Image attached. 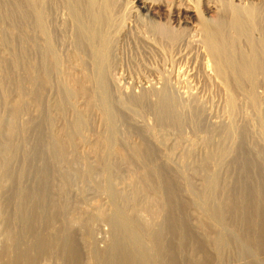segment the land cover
I'll return each mask as SVG.
<instances>
[{
	"label": "bare ground",
	"instance_id": "6f19581e",
	"mask_svg": "<svg viewBox=\"0 0 264 264\" xmlns=\"http://www.w3.org/2000/svg\"><path fill=\"white\" fill-rule=\"evenodd\" d=\"M119 1L124 3L125 8L128 7V13L125 11L127 14H123V18L127 20L129 27L133 28L132 33L135 37L133 39L139 41L140 44L147 47L169 48L175 51L178 57L183 58H190L194 49L198 53L200 63H202L204 69L209 74L212 73L221 78L222 81L228 84L230 89H238L243 81H248L253 85L260 75L263 78L264 59L258 58L262 54L260 50L264 49L263 41L257 43V46L254 45L260 53L254 50L255 52L242 55L236 61L232 58V54L238 37L244 35L250 40V36L255 31L264 32V0ZM108 3L107 0H22V3L18 6V13L21 14L20 18L23 22L22 25H19L20 50L13 55L0 56V236L4 237L3 248L0 252V264H4V261L6 264H13V262L5 260V257L13 249L15 253L17 252V257L28 255L27 259L28 261L30 259L31 263L36 259L34 252H37V250L41 254V252L48 253L53 248L60 247L62 250L60 248L59 250L66 252L68 257L73 256L75 251V228L85 229L88 234H91L94 222L106 223V225L112 226L111 238L108 241L109 248H115L118 255L113 259L107 257L104 260L101 258L98 260V264H134L133 262L136 260H139L140 264H146L147 261L140 259L139 254L150 255V259L154 263L167 260L168 264L170 254L180 251L183 246L176 244L175 248L169 250L167 243L161 241V235L164 233H162L163 226L167 225L165 224L167 222L170 227L169 230L175 233L179 229L182 230L184 219L181 215L178 214L179 216H177L175 214L173 210L175 206L172 203L171 205L174 207L170 206L165 212L164 201L159 194L164 187L171 193L168 197L169 201L176 199L178 191L175 192L176 188L192 195L190 192L197 186L196 189L200 190L204 196L210 197V200L213 199L211 203L201 199L200 202L198 201L197 207L194 205L196 202H192L193 204H191L195 208L192 206L193 209L190 212L191 217L193 216L192 218L195 220V228L202 235L208 234L207 226L209 224L215 226L214 231L211 230L209 234L216 238V246H219L222 240H225L224 229L220 226L226 214H232L236 217L241 213V199L236 200L238 198L235 197L236 199H234L230 194L228 196L217 195L218 192L225 193V191H228L227 180L226 182L222 181L220 184L219 179H217L218 176L215 175L216 172L214 174L211 171V167L213 169L211 164L216 153L221 157L224 152L221 150L222 153H220L219 150V154L216 148L214 149L216 153L214 150H209L204 141L199 143L191 141L192 143L186 145L179 137H176L166 143L162 156L164 161H171L173 156H177L180 168L179 170L176 169L178 175H176L177 179L175 180L164 174L168 180H165L162 185L158 175H154L155 166L146 160L148 149L143 142H136L135 139V142L130 141L129 146H125L127 143L123 144L125 147L121 146L116 138L115 131L112 134L108 133V135L105 133L94 136L93 134L94 137L90 134L93 137L91 140L84 139L82 130L87 125V118L93 110L92 95L94 88H98L95 86L99 83L97 76H94L98 75L99 72L101 73L102 70L104 71V64L107 60L105 50L108 46V20L112 17H109L112 8ZM27 8L32 9L31 12L34 17L32 19L35 20L32 21L35 28H33L34 24H30L33 26V31H31V26L30 29L29 25L27 26L23 21L29 15L26 14L28 11H24ZM60 13L64 15V19L66 17L68 20L67 33L70 31V34H72L68 37L69 40L66 37H62L63 41L59 40L64 49L58 45L64 51L61 57L57 53L58 46L55 47L52 41L53 37L51 38L49 34L50 28L49 31L47 30V27L50 26L46 27L47 17L55 20L58 16H62H60ZM30 18L29 20H31ZM61 20L60 23L63 25ZM127 27L125 30L130 29ZM61 31L63 32V30ZM229 31H231L230 34L233 33L237 36L228 35ZM126 34L122 35L125 37ZM36 51L40 54L38 58L33 56V60L30 56L31 53ZM254 53L256 54L254 55ZM257 53H259V56H256ZM17 70H19V73H17ZM8 71L12 73L9 74ZM88 71H92L95 75H89ZM14 72L20 74L21 77L15 78ZM174 77L181 84H185L189 74L178 71L174 74ZM53 80H57L59 83V85L57 84L60 86L58 95L62 91V95L63 93L68 95L65 98L68 97L69 99V97L72 98V95H75L76 99H79L74 106L76 116L68 122L69 124L66 122L68 125L61 122L55 123L56 125L53 124L52 118L54 116L50 111L54 110V113L61 114L60 112L64 109L59 101L60 99L50 100V105L49 101L45 100L49 105V110L47 112L45 109L47 113H43V109L48 108L44 104V108H42L43 93H48L46 89L49 90ZM149 81L145 79V83ZM158 99L159 102L156 106L160 110L159 114L162 120L166 119L170 125L180 124L182 117L179 111L181 103L174 98L165 85L158 93ZM66 107L69 108V106ZM27 110L32 111V115H28L34 118L43 115L42 119L38 117L41 121L35 124L39 126L43 123L49 129L46 136H41L42 138H40L39 145L37 144L34 153H29V149L26 151V145L24 147L19 145L20 139L23 141V137L24 140L28 138L24 136L26 129H28V120L21 121L20 118L21 115L24 116L25 113H28ZM258 115V123L264 124V107ZM38 119H35L36 122ZM64 119L66 118L64 117ZM31 120L34 121V119ZM29 123L31 125V122ZM259 126L262 127V125ZM256 128L258 127L256 126ZM37 129L38 127H35V130ZM228 129L230 130V128ZM113 130L114 128L111 132ZM228 133V136H224L231 137L232 132ZM78 147H82L87 155L77 152ZM85 156L91 158L90 164L85 161ZM17 158L20 159L19 165L16 164L17 168L12 169L11 165L17 161ZM87 161L89 162V160ZM30 162H33L34 166L30 165ZM76 162L83 165L85 170H80V172L77 168H73V165L76 166L74 164ZM134 163L142 165L149 163L148 165H151L149 167L147 165L148 169L137 171L138 169L133 168ZM186 168L189 169V172L186 171ZM89 172L95 174V177L89 176ZM29 175L33 177L31 178ZM28 176L31 178L29 181L27 180ZM75 178L91 189L90 199L86 197L88 195L85 196V193L81 192L83 199L91 201L90 205H83L82 207L80 203H77L79 200L75 203L76 205L67 202V190L71 185L70 182L72 183L71 179L74 182V180L76 181ZM193 180L198 181L196 187L192 185ZM6 181L12 183L13 189H10L11 192L8 190L11 197L7 195L9 198H6L5 201L2 199V193L5 190ZM174 181L178 185H176V188L175 186L172 187ZM241 185L243 184L241 183ZM251 185L253 186V184ZM240 189L242 188L240 187ZM237 191L239 192V189ZM6 193H4L5 196ZM215 196L218 198H215ZM239 196H241V193ZM253 201L248 203L251 204L250 212L252 214L249 219L256 220L259 207L256 200ZM1 221H4L2 225ZM257 221H250L252 223H246L248 225H245L244 222V226H246L243 229L244 231L242 230L239 233L235 230L233 238L239 242L243 253L253 257L252 264H264V261L257 257L258 249L264 242V226L261 225L257 230H252ZM259 223L261 222L259 221L258 225ZM42 226L45 229L41 228ZM168 226L167 228H169ZM23 245L24 249L22 248ZM147 258L148 256L145 259L147 260Z\"/></svg>",
	"mask_w": 264,
	"mask_h": 264
},
{
	"label": "rangeland",
	"instance_id": "374dc122",
	"mask_svg": "<svg viewBox=\"0 0 264 264\" xmlns=\"http://www.w3.org/2000/svg\"><path fill=\"white\" fill-rule=\"evenodd\" d=\"M107 2H109L108 4H110L112 8L111 13L109 15V17L111 16L112 17L111 18L108 17L109 18L108 29H107L108 46L106 47L105 50L107 60L105 61L104 64V71L102 70L101 73L99 72L101 76L99 75V73L98 75H95L92 71H88L89 75L94 74L95 75L94 77L97 76L96 78H98L97 80L99 82L98 85L100 84L101 87L96 85L95 87L98 88L97 89L94 88V92L92 95L93 110L91 111V114L88 116L89 119L87 118L86 121L87 125L82 130V135L84 139L85 140L87 139V141H89L88 139L91 140L96 134L106 133L108 135V133L112 134L115 131L116 138L118 142L121 144V146L127 143L125 145L127 147L129 146L128 144H131L130 141L135 142V139L136 142L138 141L143 142L144 144H146L148 149L146 153L147 158L150 159L151 161L148 160L147 158L146 160L147 162H150L153 164V166H155L156 170L154 175H158V179L162 185L164 184L165 180H168L166 176H170L174 180L177 179L176 175L178 174L176 173L178 171L176 169L179 170L180 168L179 167L180 163L177 156H175L176 158L173 156L171 161L170 160L167 161L168 163L164 161V157H162L164 153V148L166 147V143L172 141L174 138L179 137V139H181L183 143H186V145L192 142L199 143L200 141H204L209 150L213 151L216 148L218 153L219 150L220 151L222 150L224 153H222V151L220 152L222 153L221 157L218 156L214 150L216 155L212 160L213 163L211 164V166H213V169L211 167V171L214 174L216 172L215 175L218 176L217 179H219L220 184L222 181L226 182L227 180L226 185H227V190L229 192L228 191H225V193L218 192L217 195L228 196L230 194L234 199H236L235 197H237L238 199L236 200L241 199L240 205L242 207V209L240 210L241 213H239V215H236L235 217L232 214H226L224 220L222 221V225L220 227L224 229L223 231L225 232L224 233L225 240H222V243L219 246H216L217 243L216 238L213 237L212 234H209L211 230L214 231L215 226L209 224V226H207L208 234L202 235V233L195 228L196 227L194 222L195 220L194 218H192L193 216L191 217L192 209L197 207L198 201L200 202L201 199H205L207 202L211 203L213 199L210 200V197L204 196L203 193L200 192V190L196 189L198 188V186L196 187L198 181H194V180L192 181V185H194V187L196 188L192 190L193 193L192 191L190 192L192 195H188V193L184 192V190L181 191L180 188L178 189L176 188L177 185L175 184L177 183L176 180L172 184V187L175 186L176 188L175 192L178 190L176 194L177 197L174 201L168 200V197L171 195V193L167 191L165 187L162 189L161 193L159 194L164 201L163 206L165 208V212L170 206L171 207L175 206L173 210L175 211V214H177V216L181 215L183 217L184 226L183 228H181L182 230L179 229V231H176L174 233L169 230L170 227L168 226V223L165 222V224L167 225L163 226L164 230L162 231V233L163 232L164 233L163 235H161V241L162 243H167L169 250L175 248L176 244H181L183 246L180 251L178 252L176 251L174 254H170L168 258V264H250V263L252 264L253 257L248 256L249 254L247 255V253H243L241 247L239 246V242L235 241V239L233 238V232L236 230L239 233H241L242 230L245 229L246 227L244 226V222L245 225H248L250 221L258 220L252 227L253 231L257 230L258 227H260L261 225L264 226V167H263L264 166L263 165L264 164V139H263L264 124L258 123L259 122L258 114L262 111L264 107V82H263L264 76L262 75L263 76L262 78L260 77L261 76L260 75L257 81L255 82V84L253 85L248 81H243L238 89L235 90L230 89L228 84L222 81L221 78L213 75L212 73H210L212 74L210 75L207 72V70L204 69L202 63H200L201 62L200 57L198 56V53H196L194 49L192 50V56L190 58H183V57H178L175 51L169 48H165V47L157 48V46L147 47L145 45L140 44L139 41L133 39L135 38L134 34L132 33L133 28H130L129 27L130 25L127 23V20L123 18L124 17L123 14H125L128 11V7L126 6L125 8L124 7L125 5H123L124 3L120 2L119 0H107ZM21 3L22 0L21 2H19V0H0V53H2L0 56L2 55L8 56L10 54L13 55L14 53H17V51L19 52L20 50V43L18 38L19 28H20L19 25H22L23 22H22V18H20L21 14L18 13L19 12L18 6ZM31 10L32 9L29 8L24 10V11H28V13L26 12V14L29 15H27L28 18L27 17H26L27 19L24 18L25 20L23 21L25 22V24H27V26L29 25L28 26L29 28L30 26L31 28L33 27L30 24H34L33 22L35 21V20L33 21L34 17ZM30 15H32L31 18ZM60 16L61 17L58 16V18L55 19L56 21L54 20V18L52 19L51 17H47L48 20L46 19V27L50 26L47 27V30L49 31L50 28L51 31H49V34L51 38L53 37L52 41L56 48L58 45H60V48H62L63 46H61L62 44L60 41L61 40L63 41L64 37L68 38L70 37V35H72L70 34L71 33L70 31L69 33H67L68 32L67 18L65 17L64 19L63 18L64 15L61 13ZM118 16H121L123 21L121 20V17L119 18ZM29 18L31 20H29ZM60 20L63 21L62 23L64 26L60 23ZM30 21L33 22L31 23ZM64 22L66 23L64 24ZM126 27L130 29H126L127 30L126 31L125 30ZM33 28H35V24ZM33 28L31 29V31L34 30ZM53 28H55L57 32L59 31L58 34L56 30ZM64 28L65 29L67 28L66 31H64L65 30ZM52 29L54 33H52L53 32ZM61 30H63L64 33ZM123 31L124 32L126 31L125 33H127L126 34L127 36L125 35L126 38L123 36L125 34L122 33ZM230 33L231 31L228 32V35L230 36L232 35L233 37L237 36L233 33L232 34ZM118 36H120L121 39L124 38V40H122L123 42ZM262 41H263L262 45L264 46V32L262 33L260 31H255L253 35L250 36V40L246 38V36L244 37V35H241L240 37L237 38L236 47L232 54V58L236 61L242 55H249L251 54V52L252 53L255 51L257 52L258 50L256 46L259 43H262ZM255 44L256 46H254ZM60 48L58 46L59 50L57 51V53L61 57L63 56L64 51H62L63 48L62 49ZM260 52H262V54H260L261 56H259ZM260 52L257 53L256 56H259L258 58L264 59V57H262L264 55V49L260 50ZM39 54L40 53L39 52L37 53L36 51L31 53L30 57H32L31 59H33L34 57L38 58ZM255 54L256 53H254V55ZM10 71H8L9 74L12 73ZM178 71L179 72L184 71L185 74L187 73L189 74V77L187 78L185 84L183 83L181 84L175 79L174 74L178 73ZM15 72L13 75L16 76L14 77L15 78L19 77L20 74L19 75L17 74L19 73V70H17V73ZM99 77L102 82L99 80ZM145 79L147 81L149 80L150 81L148 83H145ZM55 84L59 85L57 80L52 81L49 90L46 89L48 93L46 92L43 93L44 98L42 97V101H43L42 108H44V106L46 105H47L46 107H48L53 99H58V100L60 99L59 101L64 106L63 107L64 109L62 108L63 109L62 112L64 114L62 112H60L62 115L59 114L58 112L54 113L55 112L54 110H52L53 112L50 111L52 116H54L52 118L54 122L53 124L56 125L55 123L61 122L64 125H68L69 124L68 122H70L76 116V109L74 108V106L76 102L78 103L79 99L77 100L75 95H72V98L69 97V99L68 97L65 98L68 95H65L64 93L62 95V91L61 94H59L60 95L59 96L57 93H60L59 90L60 86L58 85L56 86ZM164 85L166 86L167 90L172 93L174 98H176V100L179 101V103H181L180 105L181 108L179 110L180 113L182 114L180 124L170 125L168 124L166 119L162 120V118L160 117L161 116L159 114L160 110L157 108L156 105L159 102L158 93H160L161 89L164 88ZM52 96L56 98L54 97L52 98ZM45 100L47 102L49 101V105L48 103H46ZM66 106H69V108ZM45 109L48 112L49 107L43 109L44 114L47 113ZM27 112L28 113H25L27 115L25 114L24 116L21 115L20 118L21 121L28 120L27 128L29 130L26 129L24 135L25 138L27 137L28 138L24 140L23 137V141H21L20 139L19 145L23 147L26 145L27 147V148L25 147L26 151H28L29 149L30 150L28 151L29 153L30 152L34 153V151L37 148V144L40 141V138H42L43 135L46 136L49 133L48 131L49 129L48 127H45L43 123L39 124V126H36V124L41 121L39 119H42L43 115L34 118L28 115L31 114L32 111L27 110ZM55 114L58 118L55 116ZM97 116L100 117L97 118ZM64 117L66 119H64ZM31 119H34L35 122L34 121L32 122ZM35 119H38L39 121L37 120L36 122ZM57 119L58 120L61 119V120L58 121ZM246 120L248 123L246 122ZM249 121L251 122L249 123ZM29 122H31V125ZM165 123H167L168 125H166ZM259 125H262V127ZM256 126L259 129L256 128ZM35 127L36 128L38 127V129L35 130ZM113 128L114 130L113 132H111ZM228 128H230V130ZM227 131L232 132L231 137H225L228 136L229 134ZM26 132L28 135L26 134ZM90 134L92 136L94 134V136L92 137ZM89 135L91 136V138ZM21 142L24 143L21 145L20 144ZM78 148H77V152L79 153L85 152L83 151L84 149L82 147L79 149ZM84 155L87 154L84 153ZM224 156L227 157L224 158ZM16 160L17 161L15 163H12L11 165L12 169L17 168L16 164L19 165L20 159L17 158ZM87 160H89V162ZM85 161L87 162V164H90L91 158H89V156H85ZM33 162H30L29 164L31 165ZM74 164H76V166L73 165V168H77L78 171L80 170L82 171L84 169L83 165L77 162ZM137 164L139 163H134L133 165V168L135 170L138 169L137 171L139 170L143 171L145 169H148L147 165L149 163H147V165H145L146 163L144 165L139 164L138 165L139 167L137 166ZM150 165H148V167ZM143 166H145V168H143ZM186 171L189 172V169L186 168ZM164 174L167 175L165 176ZM88 175L92 176L93 178L95 177V174H92L91 172H89ZM29 176L27 177L28 181L33 177L31 176V178H29ZM73 179H71L72 183L70 182L71 184L69 186L70 190L69 189L67 190V194H66L67 202L70 204L74 203L72 205H76L75 203L79 200L80 202L78 201L77 203H80L82 207L83 205L84 206L90 205L91 201H89L88 199L86 200L83 199L81 197V192L83 194L85 193L84 194L85 196L88 195L86 197H89L90 199L91 196L89 195H91L90 192L92 193L91 189H89L85 185V183L79 181L76 178H75L76 181L74 180L73 182ZM7 182L8 181H6V184L4 185L5 190L3 189L4 191L2 193L3 194L2 199L5 201L6 198L8 199L9 197H11L9 196V193L13 189L12 183L11 182L7 183ZM241 183L243 185H241ZM250 183L253 184V186ZM237 187L239 189V192L241 193V196H239L240 193L237 191L238 190ZM240 187L242 189H240ZM237 192L239 193V195ZM4 193H6V196ZM234 194L237 196H235ZM215 198L218 197L215 196ZM253 200H256L259 207L258 209L259 212L257 213L259 219L256 218V220L249 219L251 218L252 214L250 212L251 204L248 203H251ZM5 201L4 203H6ZM194 201L196 202V204H194L196 205L195 207L194 205H192ZM171 203L172 205L174 204V206H172ZM176 211L178 212L176 213ZM259 221L261 223H259L258 225ZM3 222L4 221H1V225ZM167 226L169 228H167ZM41 228L45 229V227L43 226ZM92 230L93 232L91 234H88V232L85 229H79L77 227L75 228V232H74L75 251L73 256L68 257L66 255V252L64 253V251H61L62 249L60 247L53 248L48 253L41 252V254L37 250V252H34V256L36 257V259L31 263L30 259L29 261L27 259L28 255L23 257H17L16 256L17 252L15 253V250L13 249V251L11 250L10 253L5 257V260H8L9 262H13V264H66V263L67 264H98V260L101 258L106 260L107 257L108 259L109 258L113 259L115 256H118L117 252H115V248L113 247L109 248L108 241L111 238L112 226H110L109 224L106 225V223L94 222ZM3 240L4 237L0 236V252L3 248ZM260 246L261 247L260 249H258L257 257L264 261V242H262V245ZM22 248L23 249L25 248L24 245ZM59 248L61 250H59ZM112 252L114 253L112 254ZM147 256L148 258L146 260L145 258ZM150 257L151 256L148 254H139L140 259H144L145 261H147L146 264H167V260L160 261V263L159 262L154 263L153 260L150 259ZM139 262H140L139 260H136L133 263L140 264ZM4 264H6L5 261Z\"/></svg>",
	"mask_w": 264,
	"mask_h": 264
}]
</instances>
